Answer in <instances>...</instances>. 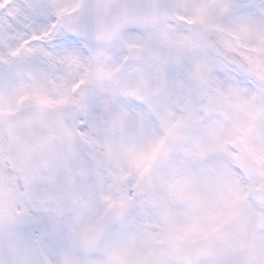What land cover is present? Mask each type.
I'll use <instances>...</instances> for the list:
<instances>
[{"label": "snow or ice", "instance_id": "snow-or-ice-1", "mask_svg": "<svg viewBox=\"0 0 264 264\" xmlns=\"http://www.w3.org/2000/svg\"><path fill=\"white\" fill-rule=\"evenodd\" d=\"M0 264H264V0H0Z\"/></svg>", "mask_w": 264, "mask_h": 264}]
</instances>
